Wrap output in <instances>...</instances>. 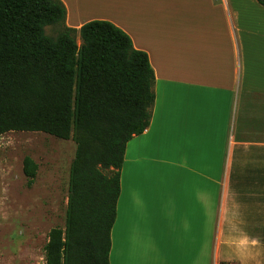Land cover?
Returning a JSON list of instances; mask_svg holds the SVG:
<instances>
[{
    "label": "crops",
    "instance_id": "0c3cea01",
    "mask_svg": "<svg viewBox=\"0 0 264 264\" xmlns=\"http://www.w3.org/2000/svg\"><path fill=\"white\" fill-rule=\"evenodd\" d=\"M61 1L68 27L113 23L154 72L149 125L124 150L109 264H264V7Z\"/></svg>",
    "mask_w": 264,
    "mask_h": 264
},
{
    "label": "trees",
    "instance_id": "16d2710c",
    "mask_svg": "<svg viewBox=\"0 0 264 264\" xmlns=\"http://www.w3.org/2000/svg\"><path fill=\"white\" fill-rule=\"evenodd\" d=\"M66 13L61 0H0V135L74 142L65 226L50 229L44 264H109L124 150L149 125L154 72L122 29L106 20L70 28ZM37 168L24 159L30 184Z\"/></svg>",
    "mask_w": 264,
    "mask_h": 264
},
{
    "label": "rangeland",
    "instance_id": "374dc122",
    "mask_svg": "<svg viewBox=\"0 0 264 264\" xmlns=\"http://www.w3.org/2000/svg\"><path fill=\"white\" fill-rule=\"evenodd\" d=\"M58 31L55 26L45 28L52 37ZM75 147L71 139L41 132L0 135V264H44L50 229L65 226ZM26 157L38 166L31 184L23 172Z\"/></svg>",
    "mask_w": 264,
    "mask_h": 264
}]
</instances>
